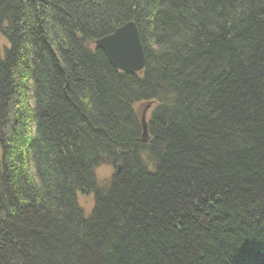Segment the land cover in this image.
<instances>
[{
    "label": "trees",
    "instance_id": "obj_1",
    "mask_svg": "<svg viewBox=\"0 0 264 264\" xmlns=\"http://www.w3.org/2000/svg\"><path fill=\"white\" fill-rule=\"evenodd\" d=\"M128 22L141 73L94 45ZM0 38V264H264V0H0Z\"/></svg>",
    "mask_w": 264,
    "mask_h": 264
},
{
    "label": "water",
    "instance_id": "obj_2",
    "mask_svg": "<svg viewBox=\"0 0 264 264\" xmlns=\"http://www.w3.org/2000/svg\"><path fill=\"white\" fill-rule=\"evenodd\" d=\"M94 45L100 49L110 64L125 73H141L144 69V54L134 23L128 22L117 28L112 34L95 40ZM146 106L141 115L142 142H147Z\"/></svg>",
    "mask_w": 264,
    "mask_h": 264
},
{
    "label": "rangeland",
    "instance_id": "obj_3",
    "mask_svg": "<svg viewBox=\"0 0 264 264\" xmlns=\"http://www.w3.org/2000/svg\"><path fill=\"white\" fill-rule=\"evenodd\" d=\"M2 40H3V38H0V47H2V45H3V44H1ZM139 110L142 111V107H140ZM147 116H148V114H147ZM95 174H96V179H97L98 183L103 184L110 179V177L112 175V167L103 165V166H101L95 170ZM77 200H78V204H79L80 208L82 209L84 217H88L92 211V206H93L92 195H88V196L78 195Z\"/></svg>",
    "mask_w": 264,
    "mask_h": 264
},
{
    "label": "clouds",
    "instance_id": "obj_4",
    "mask_svg": "<svg viewBox=\"0 0 264 264\" xmlns=\"http://www.w3.org/2000/svg\"><path fill=\"white\" fill-rule=\"evenodd\" d=\"M11 264H18V259H13V260L11 261Z\"/></svg>",
    "mask_w": 264,
    "mask_h": 264
}]
</instances>
